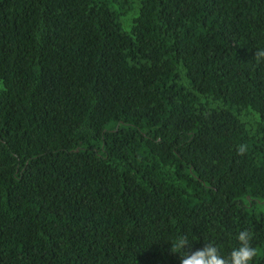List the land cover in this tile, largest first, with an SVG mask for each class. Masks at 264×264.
Listing matches in <instances>:
<instances>
[{
	"label": "trees",
	"instance_id": "16d2710c",
	"mask_svg": "<svg viewBox=\"0 0 264 264\" xmlns=\"http://www.w3.org/2000/svg\"><path fill=\"white\" fill-rule=\"evenodd\" d=\"M257 50L264 0H0V264H181L244 228L264 264Z\"/></svg>",
	"mask_w": 264,
	"mask_h": 264
},
{
	"label": "clouds",
	"instance_id": "9594fccd",
	"mask_svg": "<svg viewBox=\"0 0 264 264\" xmlns=\"http://www.w3.org/2000/svg\"><path fill=\"white\" fill-rule=\"evenodd\" d=\"M257 58H264V50H257ZM239 155L247 152L246 145H239L236 149ZM172 240L171 251L180 252L189 244L188 234H177ZM237 245L226 256L221 255L220 249L209 242L202 249L188 254L184 253L181 264H250L257 256V248L253 246V236L249 229L244 228L235 233Z\"/></svg>",
	"mask_w": 264,
	"mask_h": 264
},
{
	"label": "rangeland",
	"instance_id": "374dc122",
	"mask_svg": "<svg viewBox=\"0 0 264 264\" xmlns=\"http://www.w3.org/2000/svg\"><path fill=\"white\" fill-rule=\"evenodd\" d=\"M137 9H138V5H134L133 2L129 1V7L128 9L121 14L120 17V23H121V28L124 31H127L129 28V23L131 22V20L136 16L137 14ZM259 209V211L264 212V208L261 206L257 207Z\"/></svg>",
	"mask_w": 264,
	"mask_h": 264
}]
</instances>
